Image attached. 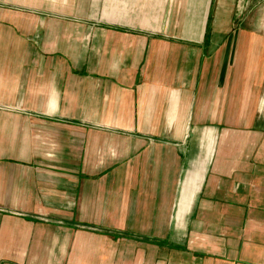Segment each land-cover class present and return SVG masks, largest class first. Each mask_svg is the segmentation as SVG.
<instances>
[{
    "label": "crops",
    "instance_id": "1",
    "mask_svg": "<svg viewBox=\"0 0 264 264\" xmlns=\"http://www.w3.org/2000/svg\"><path fill=\"white\" fill-rule=\"evenodd\" d=\"M239 2L0 0V264H264Z\"/></svg>",
    "mask_w": 264,
    "mask_h": 264
},
{
    "label": "rangeland",
    "instance_id": "2",
    "mask_svg": "<svg viewBox=\"0 0 264 264\" xmlns=\"http://www.w3.org/2000/svg\"><path fill=\"white\" fill-rule=\"evenodd\" d=\"M236 13H238L237 16L243 17V21L249 23L246 27L264 33V0H240ZM262 97H264V76H262L258 91V98ZM258 113L264 115L262 110ZM241 129H244V127Z\"/></svg>",
    "mask_w": 264,
    "mask_h": 264
}]
</instances>
